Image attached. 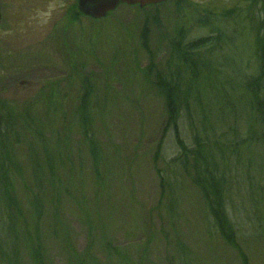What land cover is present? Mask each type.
I'll return each mask as SVG.
<instances>
[{"label": "rangeland", "instance_id": "rangeland-1", "mask_svg": "<svg viewBox=\"0 0 264 264\" xmlns=\"http://www.w3.org/2000/svg\"><path fill=\"white\" fill-rule=\"evenodd\" d=\"M184 1L180 7L173 2L143 8L121 4L97 20L83 15L79 0H1L0 111L8 102L18 105L21 111L29 103V113L40 119L41 122L37 119L40 123H35L45 129L53 153L55 139L65 137V127L70 132L69 147L61 151L63 164L58 162L56 167L65 180L64 186L69 187V193H64L58 205V236L45 230L55 205L48 199L43 207L45 264H264V219H259L263 207L256 208L241 196L243 187L250 186L245 181V172L251 173L247 178L253 183H260L258 168L262 159L258 156L262 157L264 150L258 142L252 141L254 144L250 145L254 151L250 169L245 165L235 168L228 161L229 171L243 174L241 185L236 187L238 196L234 204L229 201L228 205L242 254L218 234L199 190L186 175L173 190L162 183L173 181L178 175V169L171 168L168 162L178 155L179 148L174 132L169 130L156 157L167 117L163 100L143 80V70L149 63L141 41L144 26L147 24L158 67L167 70L171 53L168 42L178 32L182 30L186 39L210 32L196 21L198 7L215 3L217 8H239L244 16L252 7L251 0ZM257 2L253 9L260 14L264 0ZM225 27L231 41L225 40L228 43L223 62L240 70L244 66L247 75L253 74L255 57L246 63L257 41L253 25L241 16ZM215 53L207 52L205 56L213 58ZM215 67L216 84L220 87L224 78H231L225 71L228 66ZM237 93L244 98L241 90ZM84 97L87 101L84 117L101 148L97 166L82 134L80 114L76 112ZM236 97V92L228 93V100L237 101ZM206 100L209 101L207 97ZM206 100L193 113L196 116L193 120L181 118L180 129L188 145L193 143L190 121L193 127L202 130L199 120L205 116ZM243 104H248L247 98L237 103L239 117L228 107L223 119L216 116V111L221 112L216 110L220 104L210 106L213 110L208 111L212 119L209 121L214 122L212 127L216 134H223L224 140L225 136L235 135L240 140L248 132V110L243 109ZM30 123L34 125L31 117ZM36 137L28 139L35 145ZM21 141L9 138L21 171L13 169L17 207L9 206L4 199L0 204V211L7 215L0 223L6 228L9 214L17 213L16 221L22 229L25 225L30 228V222L34 224L31 200L38 190L29 164L30 141L26 144ZM37 150L44 164L41 146ZM6 242L10 243L8 228L0 230V264H8ZM184 247L187 256H183ZM18 254L19 264H31L26 253L18 251Z\"/></svg>", "mask_w": 264, "mask_h": 264}, {"label": "trees", "instance_id": "trees-1", "mask_svg": "<svg viewBox=\"0 0 264 264\" xmlns=\"http://www.w3.org/2000/svg\"><path fill=\"white\" fill-rule=\"evenodd\" d=\"M257 1L251 0V12L247 16L242 15L239 8H217L214 7L215 3L198 7L196 21L201 24L200 27L208 28L210 32L208 35L196 39H186L182 30L180 33L178 32L168 42L171 53L169 57L170 66L167 70L158 67L157 54L153 53L150 46V33L147 24L144 26L141 36L142 47L149 55V63L143 70V80L152 89L156 90L163 100L167 117L163 137L156 146V157L162 151L164 136L169 130L174 132L179 148L178 155L172 157L168 162L171 168H175L176 171L178 169V175L175 176L173 181L171 179L170 181L164 180L162 183H167L173 190L174 186L177 188L181 185L180 178L186 175L199 190L206 209L208 208L207 215L212 219L218 234L221 235L224 242L234 249H238L240 254H242V249L237 241L238 231L229 215L228 205L229 201L234 204L233 202L238 196L236 187L241 185L240 181H242L243 174L240 176L238 171L236 173L232 170L229 171L228 161L234 164L235 168L236 165H245L248 170L254 161V151H252L250 145L258 142V145L264 150V10H260V12L263 11L260 15L253 9V6L255 7L258 3ZM168 2L175 3L177 7L186 3L184 0H169ZM163 4L166 3L159 5ZM256 15L258 16L255 19ZM241 16H243L244 21L253 25L254 36L257 37L253 52L246 62L251 63L254 57L256 59V69L251 75L246 74L244 66L240 70L234 65L229 66L222 60L225 53L224 48L228 43L225 40L231 41V37H228L229 34H226L225 26L228 23L232 24L234 20H239ZM153 20L154 22L157 21V17L154 16ZM254 23H257L256 27ZM230 31L233 32L232 29ZM215 51L217 53L222 52L220 57L217 56ZM207 52L215 53V55L213 58H208L205 56ZM215 66L221 68L228 66L225 71L232 80L226 77L218 87L216 84L217 76L214 75ZM239 90L244 93L242 99L237 93ZM229 92H236L237 101L228 100ZM207 93L211 94L213 98L208 96ZM206 97L209 101L206 100ZM204 98L206 100L204 106H207L204 108L205 116L203 120H199L202 130L193 127V122L190 121L189 126L193 143L188 145L180 129L181 118L183 117V120L188 118L193 120L196 117L193 113H196L197 109L201 107ZM246 98L248 104H243L242 107L244 110H248V113L244 112L247 113L246 118L249 119L246 121L249 126L248 132L242 134L240 140L237 139V135L234 137L225 136L226 140H224L223 134H216V129L212 127L214 122L209 121L212 119L211 113L208 111L213 110L210 106L216 107L220 104V109L216 110L221 112L216 111V116L222 119L228 107L233 108L231 113L233 111L239 117L236 112L237 103ZM28 105L29 103L21 111L22 108H19L18 105L8 102L1 107L0 111V204L4 199L9 206L17 207L16 187L13 181L16 171L13 169L20 172L21 168L16 163L14 153L11 152L12 143L9 142V138L11 136L15 137V142L22 140L20 143L25 140L24 144H26V141H30L29 136H37L36 140L38 141L35 145L30 141L27 148L30 156L29 164L33 169L34 184H36L38 190L31 200L30 214L34 219V224L29 221L30 228L25 225L22 229V226H19V222L16 221L17 213L8 215L7 228L10 243L6 242L5 248V259L8 264H19L18 251L19 253H26L31 264H45L47 248H45V233L42 229L43 207L48 199L50 204L55 205L53 217L44 229L47 233L53 231L54 236H58L60 234L59 225L57 226L60 221L57 215L58 205L62 202L64 193H69V187L64 186L65 180L59 174V170H56L58 162L59 165L63 164L62 148H68L70 144L69 128L65 127V137L61 136L55 139L56 152L53 153V150L47 144L45 129L42 125L35 123L37 119L39 121L40 119L30 115ZM86 111L87 101L84 97L80 109H77L76 112L80 114L79 119L83 122H80L82 134L89 142V151L93 157L94 165L97 166L101 148L94 130L89 127V121L84 117ZM1 113L7 115L3 116ZM30 117L34 125L30 123ZM252 141L254 143H251ZM38 146H41L44 153V164L41 157L35 152L38 151ZM58 157H61L60 161H58ZM258 157L262 159L258 168L260 183H253V180L247 178L251 173L245 172V181L250 186L243 187L244 189L240 191L244 201L251 202L252 206L256 208L259 205L263 207L259 210L262 213L259 219H264V155ZM67 181L69 182L68 179ZM47 188H49V192H45ZM4 219H7V215L2 210L0 211V222H3ZM7 228L0 223L1 231H6ZM183 249V256H187L186 248ZM78 264H85V262H78Z\"/></svg>", "mask_w": 264, "mask_h": 264}, {"label": "water", "instance_id": "water-1", "mask_svg": "<svg viewBox=\"0 0 264 264\" xmlns=\"http://www.w3.org/2000/svg\"><path fill=\"white\" fill-rule=\"evenodd\" d=\"M166 1L167 0H79L78 7L83 14L100 19L106 17L109 12L114 11L120 3L145 7L147 5L159 4Z\"/></svg>", "mask_w": 264, "mask_h": 264}, {"label": "flooded vegetation", "instance_id": "flooded-vegetation-1", "mask_svg": "<svg viewBox=\"0 0 264 264\" xmlns=\"http://www.w3.org/2000/svg\"><path fill=\"white\" fill-rule=\"evenodd\" d=\"M0 11H1V19L0 21L3 19V12H2V3H1V0H0Z\"/></svg>", "mask_w": 264, "mask_h": 264}]
</instances>
